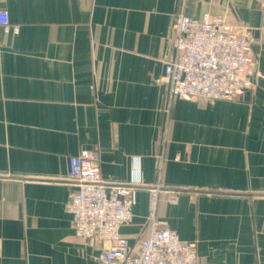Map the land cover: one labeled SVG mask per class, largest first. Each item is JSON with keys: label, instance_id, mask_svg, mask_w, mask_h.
<instances>
[{"label": "crops", "instance_id": "0c3cea01", "mask_svg": "<svg viewBox=\"0 0 264 264\" xmlns=\"http://www.w3.org/2000/svg\"><path fill=\"white\" fill-rule=\"evenodd\" d=\"M0 264H99L75 237L67 159L95 148L129 200L137 251L156 189L160 226L196 264H264V0H0ZM246 25L255 76L234 101L170 98L177 15Z\"/></svg>", "mask_w": 264, "mask_h": 264}, {"label": "built area", "instance_id": "2783aa9c", "mask_svg": "<svg viewBox=\"0 0 264 264\" xmlns=\"http://www.w3.org/2000/svg\"><path fill=\"white\" fill-rule=\"evenodd\" d=\"M0 28L18 32L5 11H0ZM171 30L174 55L164 66L170 98L234 101L250 89L254 38L247 27L204 13L200 19L177 15ZM67 164L72 188L66 208L73 233L80 239L105 242L97 255L99 264H196L195 245L160 226L156 191L149 200L147 235L134 251L120 234V228L132 219L131 202L110 191L101 180L98 151L83 150L68 157Z\"/></svg>", "mask_w": 264, "mask_h": 264}, {"label": "rangeland", "instance_id": "374dc122", "mask_svg": "<svg viewBox=\"0 0 264 264\" xmlns=\"http://www.w3.org/2000/svg\"><path fill=\"white\" fill-rule=\"evenodd\" d=\"M0 11H4V10H0ZM5 12H7V11H5ZM206 13H208V12H206ZM8 14V13H7ZM210 14V13H209ZM182 15H184V14H182ZM212 15H221V16H223V17H225V19L226 20H228L232 25H238V26H243V27H245L246 28V25H244V24H241V23H236V22H233V21H231V20H229L225 15H222V14H212ZM187 16V15H186ZM8 17H9V15H8ZM14 27H16V26H14ZM18 28V27H17ZM12 31V30H11ZM13 32V31H12ZM17 34V33H16ZM253 55H252V51H251V58H253L252 57ZM253 62H254V58H253ZM253 68H254V78H253V80L255 79V76H259L260 74H259V72H257L256 70H255V67H254V64H253ZM164 77V76H163ZM199 100H205V101H214V100H209V99H202V98H199V99H197V101H199ZM152 192H155L156 191V189H152L151 190ZM156 212V211H155ZM156 218H157V216H156ZM162 227V226H161Z\"/></svg>", "mask_w": 264, "mask_h": 264}]
</instances>
